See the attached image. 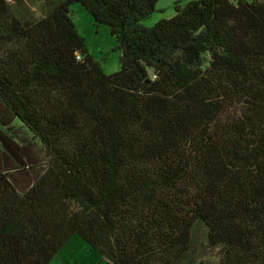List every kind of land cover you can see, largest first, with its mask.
Here are the masks:
<instances>
[{
	"label": "trees",
	"instance_id": "16d2710c",
	"mask_svg": "<svg viewBox=\"0 0 264 264\" xmlns=\"http://www.w3.org/2000/svg\"><path fill=\"white\" fill-rule=\"evenodd\" d=\"M158 1L0 0V264H264V0Z\"/></svg>",
	"mask_w": 264,
	"mask_h": 264
},
{
	"label": "rangeland",
	"instance_id": "374dc122",
	"mask_svg": "<svg viewBox=\"0 0 264 264\" xmlns=\"http://www.w3.org/2000/svg\"><path fill=\"white\" fill-rule=\"evenodd\" d=\"M177 1L184 4L188 0H159L156 3V11L145 21V24L152 26L161 18L171 17L174 14V4ZM72 18L79 33L85 37L89 52L100 62L104 74L110 75L117 72L120 68V52L117 49L116 39L111 35L108 27L105 25L95 26L90 13L80 4L72 6ZM71 241L51 261L57 260L59 264H64V262L65 264H107L97 251L91 250L86 242L78 236H74ZM196 249L198 259L209 262L216 261L217 250L205 249L200 238H198Z\"/></svg>",
	"mask_w": 264,
	"mask_h": 264
},
{
	"label": "crops",
	"instance_id": "0c3cea01",
	"mask_svg": "<svg viewBox=\"0 0 264 264\" xmlns=\"http://www.w3.org/2000/svg\"><path fill=\"white\" fill-rule=\"evenodd\" d=\"M73 238H74V237H72V238L69 240V242H70L71 240H73ZM69 242H68V243H69ZM71 242H72V241H71ZM68 243H67V244H68ZM65 246H66V245H65ZM58 256H59V255H58ZM59 258H61V257H59ZM55 262H56V264H59L57 260H53V261H51L49 264H55ZM61 262H62V259H61ZM64 264H65V262H64Z\"/></svg>",
	"mask_w": 264,
	"mask_h": 264
}]
</instances>
